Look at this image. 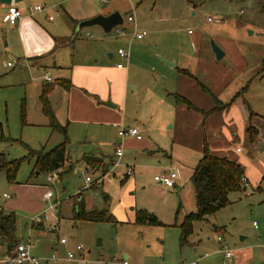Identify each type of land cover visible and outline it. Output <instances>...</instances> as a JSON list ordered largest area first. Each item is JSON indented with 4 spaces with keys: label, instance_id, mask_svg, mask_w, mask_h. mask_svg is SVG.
I'll list each match as a JSON object with an SVG mask.
<instances>
[{
    "label": "rangeland",
    "instance_id": "1",
    "mask_svg": "<svg viewBox=\"0 0 264 264\" xmlns=\"http://www.w3.org/2000/svg\"><path fill=\"white\" fill-rule=\"evenodd\" d=\"M118 1L122 6L118 12L125 19L122 28H135L136 24L139 32L147 33L142 41L133 42L129 49L128 44L121 42L116 29L105 33L95 25L83 27L80 33L77 29L67 30L68 35L64 37L67 39L62 40L55 54L57 64L66 68L82 59L100 58L103 62L109 60V64L121 60L132 75L126 107L120 105L114 115L116 118L118 114L122 116L120 125L92 122L68 125L70 161L66 165L72 164V171L64 174L62 179L53 181L50 174H37L35 157L30 154L31 150L42 148L49 151L65 141L63 133L50 127L40 102L44 78L58 79L61 72L58 68H31L18 55L16 47L7 49L3 42L0 44V153L6 154L9 160L21 161L15 184L8 182L5 173H0V206L5 211L15 212L17 240L21 243L31 240L35 245L32 253L40 259L52 257L58 245L61 260L57 264H101L102 258L128 261L129 264H190L206 254L209 256L201 258L199 264H223V246L235 252L229 264H264V184L260 190H254L250 185L245 190L231 193V203L207 220L195 223L189 243L181 244L179 225L187 214L197 211L191 176L203 155L198 146L205 138L208 142L210 139L205 136L202 123L200 126L192 121L188 123L193 119L187 117L183 123V119L174 117V100L167 95L176 86L182 64L191 67L199 80L214 91L218 82L212 74L222 81L227 75L225 71L213 72V66L206 67L203 62H210L212 58L216 65L236 69L238 59L233 55L238 51L248 68L236 73L220 97L231 102L234 94L252 79L245 98L251 109L259 113L251 121L259 134L258 127H264V76H261L264 75V0H197L201 2L195 8L185 0H175L180 4L175 17L160 20L150 15L152 0L141 4L140 9L139 1L135 5L130 4V0ZM37 2L41 1H31L33 5ZM27 3V0L20 2ZM132 13L136 15L135 24L127 20ZM53 14L56 25H67L64 13L59 17L55 11ZM45 26L48 28L49 25ZM1 31L0 39L4 35ZM98 31L102 33L101 37ZM213 42L228 51L220 61L216 60ZM119 46L130 52L129 63L121 58L110 60L109 52H118ZM232 46L236 49L234 53ZM167 55L172 61L168 62ZM175 60L179 63L172 70L166 68V64L171 67L169 63ZM8 63L13 65L8 66ZM257 74L258 77H254ZM51 99L52 105L60 108L66 126L67 91L60 88ZM239 100L241 105L238 107L248 110L242 96ZM196 103L206 112L214 105L213 98L202 92ZM132 127L140 130L141 141L119 135L121 129ZM247 139V143L240 145L244 154L252 144ZM119 144L125 154L121 161L115 154ZM84 155L102 158L106 163L119 161V164L111 165L109 173L98 184L102 166L91 171ZM129 169L131 175L122 182ZM171 171L180 175L176 188H166L155 181L156 175ZM54 175L61 178L57 173ZM87 176L96 178H92L94 187L90 188L91 184L86 182ZM47 190L54 192L53 202L59 201L57 217L46 220L43 230L31 225L27 227L26 223L31 224L32 217L45 212L50 205V201L43 200ZM79 193L91 208L113 214L117 222L74 220L72 206ZM5 194L11 198L6 199ZM140 209L155 213L162 224H137L135 215ZM214 225L223 230L215 231ZM219 235L222 242L217 240ZM61 238L68 239V243L61 246ZM77 244L86 248L85 261H79V253H76L78 261L67 258L68 251L74 250ZM40 264H43L42 260Z\"/></svg>",
    "mask_w": 264,
    "mask_h": 264
},
{
    "label": "crops",
    "instance_id": "2",
    "mask_svg": "<svg viewBox=\"0 0 264 264\" xmlns=\"http://www.w3.org/2000/svg\"><path fill=\"white\" fill-rule=\"evenodd\" d=\"M22 1L23 0H0V29L4 31L3 38L0 39V44L1 42H3L4 46L7 49L11 47L12 48L16 47L18 51V55H20V57L26 60V62L28 63V65L31 66V68L34 69L38 68V70L39 69L48 70L50 68L51 69L58 68L59 69L58 71L61 72L60 74L61 76L58 79L65 80L67 84L68 83L71 84V88L66 89L64 86L56 84V81L58 79H52V81H47L45 77L44 78L45 81L41 87V94H42L45 85H49V84L54 85L53 89L49 92L50 102H52L51 98L60 88H64L67 91L68 93V106H67V116H66L68 117L67 118L68 124L66 125L67 129H68V125L70 126L71 124H73V122H79L80 124H88L92 122L93 124L111 123L113 125H120L122 122L121 119H123L122 116L120 117V115L118 114L117 116L118 118H116L114 115H116L115 112H117V110L120 109L119 108L120 105L124 104V107H126L129 81L132 78L130 69L125 65L119 68L118 64L121 63V60H118L117 64L114 63L109 64V60H107V62H103V60H100V58H97L95 60H84V59L77 60L73 62L70 67L66 68L57 64L55 54L57 52L58 46L62 45L61 44L62 40L64 41V39H67L64 38L66 37V35H68L66 34L67 30L71 31L73 29L74 31L75 29H77L79 23L85 20H89L97 15H110L113 12L119 11V9L122 7L121 3L118 0H105V1L40 0L41 2H37V4L39 3L45 4L47 10L45 12H37L33 15H30L27 12V10L29 6L33 5L31 3V1L33 0H27L29 1V3L25 5L20 4V2ZM137 1H139L138 9H140V7L142 6L141 4H144V2H146L147 0H130V4L135 5ZM186 1L190 5L193 4L194 8L195 6L198 5V2H201L197 0H185V2ZM152 2H153V7L151 8L150 15L154 16L159 20L162 19V17L167 19L174 18L176 10H178L177 8L180 5L175 0H152ZM12 5H16L20 9L25 11V15L23 16V18L14 26H10L4 21V17L8 12V8ZM53 11H55L58 17L64 13L63 17L65 18V22L67 24L66 26L64 23L63 26L61 24L56 25L55 22L56 17L54 16ZM50 16H53L54 19L51 20L49 18ZM129 16H134L135 22H130L128 20ZM128 17L127 20L130 23L132 24L136 23V15L134 13L129 14ZM124 23H125V19H124ZM45 25H49L48 28ZM119 26L122 27V25ZM100 28L102 27L100 26ZM136 29H137L136 24H135V28L134 26L130 28L129 27L124 28L125 34L120 35L121 42L128 44L129 49L131 48V44L133 42L142 41L144 39V37L142 39H136L133 37V33ZM77 33H80V31ZM97 34L101 37L102 33L98 31ZM73 38L76 39V37ZM121 47L122 46H119V49ZM234 50L236 49L233 47V49H231V52L234 53ZM224 53H225L224 55L225 57L228 51L226 50L224 51ZM235 56L238 59V63H237L238 65L236 66V69L234 67L227 68L221 65H216L213 63V59L211 57H210L211 58L210 62L207 63L203 62L204 64L202 65L206 67L211 68L213 66L212 67L213 72L214 70L216 71L220 70L221 72L225 71L227 75L226 79L222 81V79L218 78L217 75L215 76L214 73L212 74V77L215 79V81L218 82L217 84L218 86L214 91H212L209 87L206 86V84H204L199 80L196 74L192 72L193 70L191 67L186 66V64H182V66H180L179 68L178 77L176 80V86L173 89V91L167 92L168 93L167 95H169L168 97H171L174 100L173 103V108L175 113L174 117H176L177 120L179 119L184 120V117L193 119V120H188V123H191L192 121L193 123L199 124V126L202 123L206 132L205 136H208L210 139L209 140L210 142H208V140H206L205 138V140L208 142L210 153L214 156H227L231 159L238 161L245 168L246 189L251 185L254 190L255 189L260 190L263 189L262 185L264 184V140H263L264 127L263 126L262 128L258 127L259 134H257L256 141L252 142L251 148L249 151H247L246 154H244L245 153L244 148L240 146L243 143H247L248 140L247 138H249L247 137L248 127L252 125L251 121L253 117L259 116L258 112H255L251 109L250 104L245 98V94L249 90V86L251 83L250 81H252V79L249 82H247L246 85H243L234 94L231 102H227V101L225 102L220 97L221 93L227 88V86H229L230 81H232V79H235V77L237 76L236 73L239 71H244L245 69L248 68L247 62L245 61L244 58L241 57L238 51L236 55H233L234 58ZM165 57L169 59L168 62L172 61L171 60L172 58L170 56L167 55ZM109 58L110 60L113 61L115 59L121 58L122 60H127L128 63L130 60V56L128 59H124L121 56H119L118 52L115 51L109 52ZM216 60H218L217 57ZM178 63H179L178 60H175L173 63H169L171 67H169V65L166 64V68L172 70L171 68L176 66V64ZM258 75L259 74L255 75L254 77H258ZM261 76L264 75L262 74ZM201 92L206 93L213 98L214 105H212L213 109L210 112H206L204 110L205 108H203L200 104L196 103V101H199L201 99ZM209 92H211L212 94ZM177 95L186 98L187 100L192 102L199 109V111L190 110L185 105L178 103ZM240 96H242L244 102H247L248 110L239 108L241 105L240 103L241 101L239 100ZM106 101H112V103H114L116 106L111 107L104 104V102ZM229 103L232 104L224 108V105H227ZM233 103H235V105H233ZM52 107L56 114L57 119H59V122L62 125H64L62 121L63 116H61L60 113L61 111L60 108H58V106H53V105ZM87 110L89 112H86ZM186 121L187 120H184L182 122L186 123ZM261 132H263V134ZM142 139H140L139 141H141ZM205 140L203 144H199L198 146V150L202 152V154L204 150ZM111 161L114 162V160ZM87 166L88 169L92 171L91 167L88 164ZM37 174H40V172L38 171ZM129 175L126 174L124 179H127ZM50 178H52L51 180L53 181L57 179H62V178H57V176H55L54 173L50 174ZM179 179H180V175L178 173V178L176 181H178ZM177 186H178V182L175 187H166V186L164 187L176 188ZM91 187H94V185L91 184L90 188ZM44 197L45 196H43V200L45 202L50 201V205L55 203L59 204L58 200L53 202L54 196L50 200H47ZM76 198L78 199L73 203L72 206L73 207L72 218L74 220H76L75 215L79 207L78 203L80 201L84 202L85 208L88 211L95 210L88 205V203L83 199V197H81V193L77 194ZM50 205H48L46 207L45 212H43L45 213V217L43 219H41L40 221L32 222L31 224L27 222L26 223L27 227L31 225L33 228L43 230L45 227L46 220H48L49 218H56L58 213L57 212L53 213V211L50 210L49 208ZM57 210H58V206H57ZM135 222H136V218H135ZM16 224H17V218H16ZM59 244L61 246L66 245V244L62 245V243ZM58 247L59 246L57 245V247L55 248L57 259L52 260L50 259L51 257L50 258L41 257L40 260L43 261V264H57V261L61 260L57 251ZM5 253H7L6 248L2 247V250L0 251V258H2V256ZM125 256L128 257L127 255ZM50 261H54V262L51 263ZM0 264H4V263L1 262ZM26 264H30V263H26Z\"/></svg>",
    "mask_w": 264,
    "mask_h": 264
},
{
    "label": "trees",
    "instance_id": "3",
    "mask_svg": "<svg viewBox=\"0 0 264 264\" xmlns=\"http://www.w3.org/2000/svg\"><path fill=\"white\" fill-rule=\"evenodd\" d=\"M56 84L62 85L66 89L71 88V84H67L65 80L58 79ZM53 86L52 84L45 85L40 95V101L44 114L49 118L50 127L55 131L63 133L65 141L49 151H45L42 148L40 150H31L30 154L35 157L34 170L47 174L57 173L62 178L64 174L72 171V164L68 167L66 165L69 161L67 154V144L69 142L67 126L59 122L49 100V92L53 89ZM177 102L185 105L190 110L199 111L192 102L179 95H177ZM231 104L224 105V108ZM248 137L251 142L256 141L257 130L252 125L248 127ZM83 159L91 169H97L99 166H102L103 173L98 179H102V177L108 174L110 166L114 165L113 161L106 163L104 159L93 155H85ZM20 167V160H9L6 154L0 153V173L6 174L10 184L17 182L16 179ZM191 180L195 188L197 211L187 214L183 222L179 225L182 245L189 243V238L194 233L195 223L207 220L210 215L229 205L231 203L229 199L231 193L246 189L245 168L238 161L227 156L212 155L206 140L203 156L195 167ZM125 181L126 179L122 182ZM78 206L75 215L76 220L87 222H117L114 215L109 214L107 211H88L83 201H80ZM136 223L142 225L162 224L156 214L147 209L137 210ZM219 229L223 230L222 227L214 225L215 231H219ZM16 233L17 224L15 212L5 211L0 206V245L6 248L7 253H11L19 242L16 238Z\"/></svg>",
    "mask_w": 264,
    "mask_h": 264
},
{
    "label": "built area",
    "instance_id": "4",
    "mask_svg": "<svg viewBox=\"0 0 264 264\" xmlns=\"http://www.w3.org/2000/svg\"><path fill=\"white\" fill-rule=\"evenodd\" d=\"M101 1H105V0H101ZM47 10V7L45 4H37V5H31L28 7L27 12L30 15H33L37 12H45ZM25 15V11L20 9L18 6L16 5H12L8 8V12L4 17V21L10 25V26H14L16 25ZM51 20L54 19L53 16L49 17ZM128 20L130 22H135V18L134 16H129ZM116 31L118 32L119 35H124L125 34V30L124 28H122L121 26H118L117 28H115ZM147 33L145 31L143 32H139L137 29L134 31L133 33V37L136 39H142ZM2 35V31L0 29V36ZM118 54L119 56H121L124 59H128L130 56V53L128 51H126L123 48H120L118 50ZM13 64L8 63V66H12ZM123 65L120 63L118 64V67L121 68ZM46 80L47 81H52V78L50 76H46ZM119 135L124 138L127 136H131V137H135L136 139L140 140L142 139V135L140 133V130L136 127H132L129 129H121L119 131ZM240 150V149H239ZM117 158L120 159L124 156V148L121 144H119L116 148V152H115ZM119 161H116L114 165H118ZM132 170L129 169L127 174H131ZM177 178H178V173L176 171H171L170 173H165L162 175H156L155 176V181L159 182L160 184L166 186V187H175L177 184ZM52 179V178H51ZM102 181V179H98L96 181V183L100 184ZM86 182L88 184H92L94 181L92 179L91 176H87L86 177ZM45 199L50 200L53 198L54 196V192L52 190H49L46 192V194L44 195ZM4 197L6 199H10L11 196L8 194H5ZM57 206L58 203L55 204H51L50 205V210L53 211V213L57 212ZM45 217V213H40L34 217H32V222H36V221H40L41 219H43ZM217 240L219 242H222V237L219 235ZM60 243L62 244H67L68 243V239L66 238H61L60 239ZM34 248V244L32 243L31 240H29L27 243H18L15 248L14 251H12L11 253H5L2 258H0V263L3 262L4 264H26V263H30V264H40V258L35 256L32 253V249ZM85 246L83 244H77L74 250H70L68 251V255L67 258L71 261H78L77 257H76V253H79L81 258L79 259V261H85ZM222 252L224 253V260H223V264H229V261L235 256V252L232 249H229L226 246H223V250ZM209 256V254H206L203 257H207ZM201 257V258H203ZM196 261H193L190 264H199L200 259ZM52 260H56L57 259V255L54 252L52 257L50 258ZM101 264H129L128 261H123V262H118L117 260L114 261H108L105 258L100 259L99 261Z\"/></svg>",
    "mask_w": 264,
    "mask_h": 264
},
{
    "label": "water",
    "instance_id": "5",
    "mask_svg": "<svg viewBox=\"0 0 264 264\" xmlns=\"http://www.w3.org/2000/svg\"><path fill=\"white\" fill-rule=\"evenodd\" d=\"M124 24V18L121 15L120 12L116 11L111 13L110 15H97L89 20L82 21L78 24L77 32L80 31L83 27H89L94 25L101 26L106 33H109L113 31V29L119 25ZM213 50L216 54V57L218 60L222 59L225 55L224 51L221 49L219 45H217L215 42L212 43ZM135 90V89H134ZM104 104L115 107L116 105L112 103V101H106ZM107 199V197H105Z\"/></svg>",
    "mask_w": 264,
    "mask_h": 264
}]
</instances>
